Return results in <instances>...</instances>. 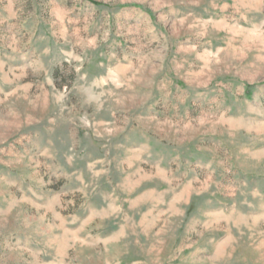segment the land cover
<instances>
[{"label":"rangeland","instance_id":"rangeland-1","mask_svg":"<svg viewBox=\"0 0 264 264\" xmlns=\"http://www.w3.org/2000/svg\"><path fill=\"white\" fill-rule=\"evenodd\" d=\"M0 264H264V0H0Z\"/></svg>","mask_w":264,"mask_h":264}]
</instances>
